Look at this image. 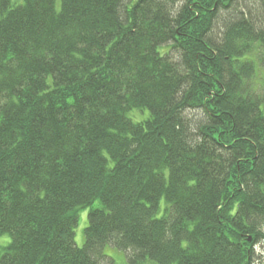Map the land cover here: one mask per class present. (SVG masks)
<instances>
[{
	"label": "trees",
	"instance_id": "obj_1",
	"mask_svg": "<svg viewBox=\"0 0 264 264\" xmlns=\"http://www.w3.org/2000/svg\"><path fill=\"white\" fill-rule=\"evenodd\" d=\"M4 234L0 264H260L264 0H0Z\"/></svg>",
	"mask_w": 264,
	"mask_h": 264
},
{
	"label": "rangeland",
	"instance_id": "obj_2",
	"mask_svg": "<svg viewBox=\"0 0 264 264\" xmlns=\"http://www.w3.org/2000/svg\"><path fill=\"white\" fill-rule=\"evenodd\" d=\"M161 204L159 208V214L163 213L164 207H165V202L163 199H161ZM88 208L84 207L83 209H80L78 211V222L75 226L74 229V242L78 247H81L84 242H85V237H84V229L85 226L88 223V216H87ZM9 241V236L7 234L1 235L0 236V245H5ZM104 254L108 257H110L113 260V264H133L129 261V258L127 254L116 248L115 246L111 244H107L104 246ZM262 247L260 245L255 246V251H256V256H257V263L259 262L260 264H264V257L262 256ZM138 264H156L152 260H144L142 262H139Z\"/></svg>",
	"mask_w": 264,
	"mask_h": 264
}]
</instances>
